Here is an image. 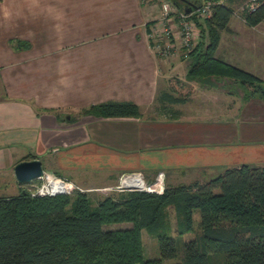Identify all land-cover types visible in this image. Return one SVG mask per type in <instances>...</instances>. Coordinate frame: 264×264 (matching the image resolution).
<instances>
[{
  "label": "crops",
  "instance_id": "0c3cea01",
  "mask_svg": "<svg viewBox=\"0 0 264 264\" xmlns=\"http://www.w3.org/2000/svg\"><path fill=\"white\" fill-rule=\"evenodd\" d=\"M161 1L0 0V197L29 187L14 168L31 154L83 188L128 171L147 181L164 172L173 186L241 164L264 167L258 94L212 79L191 81L184 101L159 99L161 78L170 91L169 79L187 80L190 63L181 50L166 58L152 46ZM231 22L216 55L264 81V21ZM106 101H133L142 115L83 113Z\"/></svg>",
  "mask_w": 264,
  "mask_h": 264
},
{
  "label": "trees",
  "instance_id": "16d2710c",
  "mask_svg": "<svg viewBox=\"0 0 264 264\" xmlns=\"http://www.w3.org/2000/svg\"><path fill=\"white\" fill-rule=\"evenodd\" d=\"M185 10L207 0H169ZM211 15L199 19L200 37L184 54L187 80L171 77L170 91L159 99L181 102L193 94L190 83L229 79L264 98V81L216 55L224 31L230 30L235 5L243 7L249 26L264 21V0L249 11L248 0H213ZM28 45V44H26ZM248 95V94H247ZM101 117H137L133 101H106L83 110ZM31 154L28 158H35ZM36 182L35 180L28 183ZM29 187L0 197V264H264V167L241 164L226 168L206 182L166 185L162 194L124 191L95 202L86 192L31 196ZM175 212V224L170 208ZM200 234L178 237L195 229ZM129 222L130 227L106 228ZM159 243L160 254L146 258L142 232Z\"/></svg>",
  "mask_w": 264,
  "mask_h": 264
},
{
  "label": "built area",
  "instance_id": "2783aa9c",
  "mask_svg": "<svg viewBox=\"0 0 264 264\" xmlns=\"http://www.w3.org/2000/svg\"><path fill=\"white\" fill-rule=\"evenodd\" d=\"M225 1V0H222ZM213 0H207L197 5L192 11L179 10L169 0L161 1L162 14L160 19L152 25L150 38L153 48L159 55L169 58L179 49L189 51L197 44L200 37L198 20L211 15ZM259 5L257 0H248L249 11L256 9ZM165 175L158 173L154 181H147L140 171L123 172L118 183L98 189H84L72 180L57 175L56 173L44 171L37 182L30 184L31 196H56L60 194L74 195L78 192L100 190L103 192H124V191H147L162 194L165 190Z\"/></svg>",
  "mask_w": 264,
  "mask_h": 264
},
{
  "label": "rangeland",
  "instance_id": "374dc122",
  "mask_svg": "<svg viewBox=\"0 0 264 264\" xmlns=\"http://www.w3.org/2000/svg\"><path fill=\"white\" fill-rule=\"evenodd\" d=\"M235 9H236V12H235L234 17L232 18V22L231 23L233 25V28H241V23H242V20H243V14H242L243 13V7H241V5L237 3L235 5ZM179 50H181L180 51L181 54L182 53H183V55L185 54L183 52V51H185L184 49L181 48ZM166 89H167V87H166V79L165 78H161V80H160V93H161V96H162V94L164 92H167ZM252 97H254V96H252ZM38 179H40V178H38ZM38 179L36 180V182L38 181ZM117 183H118V180L114 184L107 185V186H104V187L113 186V185H115ZM165 184L167 185V181L166 180H165ZM78 186H80V185H78ZM104 187H98V188L100 189V188H104ZM98 188H84V189H98ZM86 193H88V195L96 202L98 200V198H101V197L107 196V195H117L120 192H108V193H106V192H103V191H100V190H92V191H87ZM170 212H171L172 222H173V224H175V212H174L173 207L170 208ZM194 218H195V229H194V231H192L190 233H187V234H184L183 236H179L178 237V243H179L178 245L180 247H182L184 241L189 240L190 238H193V237L197 236L198 234H200V229L198 227V222L200 220V212L198 210L195 211ZM130 226H131V223L123 222V223H117V224H112V225H106V228H126V227H130ZM142 237H143V243H144L145 257L146 258H154V257L159 256L160 251H159L158 240L155 237L151 236L145 229L142 232ZM179 259H180V256H177L176 259L173 258L172 260H166L165 264H168L169 262H172L173 260H179Z\"/></svg>",
  "mask_w": 264,
  "mask_h": 264
},
{
  "label": "water",
  "instance_id": "95a60500",
  "mask_svg": "<svg viewBox=\"0 0 264 264\" xmlns=\"http://www.w3.org/2000/svg\"><path fill=\"white\" fill-rule=\"evenodd\" d=\"M196 6H190L184 11L190 12ZM15 176L20 183H30L40 178L44 173L42 161L39 158L24 160L15 165Z\"/></svg>",
  "mask_w": 264,
  "mask_h": 264
}]
</instances>
